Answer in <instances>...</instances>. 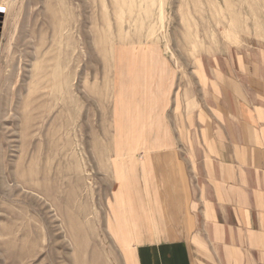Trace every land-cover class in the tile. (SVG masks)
<instances>
[{
    "label": "rangeland",
    "instance_id": "1",
    "mask_svg": "<svg viewBox=\"0 0 264 264\" xmlns=\"http://www.w3.org/2000/svg\"><path fill=\"white\" fill-rule=\"evenodd\" d=\"M0 27V227L26 216L0 264H128L108 228L118 52L156 46L203 92L264 53V0H0Z\"/></svg>",
    "mask_w": 264,
    "mask_h": 264
},
{
    "label": "crops",
    "instance_id": "2",
    "mask_svg": "<svg viewBox=\"0 0 264 264\" xmlns=\"http://www.w3.org/2000/svg\"><path fill=\"white\" fill-rule=\"evenodd\" d=\"M253 56L185 94L156 46L118 52L108 228L128 264H264V53Z\"/></svg>",
    "mask_w": 264,
    "mask_h": 264
},
{
    "label": "bare ground",
    "instance_id": "3",
    "mask_svg": "<svg viewBox=\"0 0 264 264\" xmlns=\"http://www.w3.org/2000/svg\"><path fill=\"white\" fill-rule=\"evenodd\" d=\"M11 213H12L11 217L6 219L7 224L6 225L4 224L5 226H2V228L0 227V236H1V238H0V249L1 250L2 249L5 250L8 246V244L12 242V239L20 240L21 235H23V232H22L23 222L20 221L19 219L22 218L24 220L26 218V216H24L23 213L20 214L19 210L15 209V208L11 209ZM25 232H26V230H25ZM25 232H24V234H26Z\"/></svg>",
    "mask_w": 264,
    "mask_h": 264
},
{
    "label": "water",
    "instance_id": "4",
    "mask_svg": "<svg viewBox=\"0 0 264 264\" xmlns=\"http://www.w3.org/2000/svg\"><path fill=\"white\" fill-rule=\"evenodd\" d=\"M0 31H1V27H0Z\"/></svg>",
    "mask_w": 264,
    "mask_h": 264
}]
</instances>
